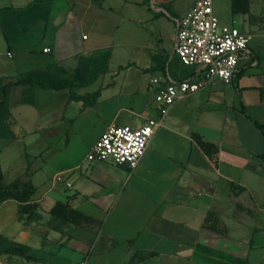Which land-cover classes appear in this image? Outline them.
<instances>
[{
	"label": "crops",
	"instance_id": "obj_1",
	"mask_svg": "<svg viewBox=\"0 0 264 264\" xmlns=\"http://www.w3.org/2000/svg\"><path fill=\"white\" fill-rule=\"evenodd\" d=\"M197 1L0 0L41 6L11 48L0 24V78L58 66L77 84L8 95L0 164L6 181L32 165L41 217L0 204V237L32 258L7 264H264V0H214L223 26L252 36L231 84L175 104L135 169L88 159L110 126L159 117L154 78L199 77L176 54ZM58 203L90 223L59 225Z\"/></svg>",
	"mask_w": 264,
	"mask_h": 264
},
{
	"label": "built area",
	"instance_id": "obj_2",
	"mask_svg": "<svg viewBox=\"0 0 264 264\" xmlns=\"http://www.w3.org/2000/svg\"><path fill=\"white\" fill-rule=\"evenodd\" d=\"M251 41L252 36L238 28L221 24L214 11V0H198L195 7L178 22L176 54L186 66L198 68L199 77L165 83L154 78L152 87L157 89L155 101L159 117L150 118L139 127L110 126L88 159L112 160L135 169L175 104L216 82L231 84L234 81ZM44 52L49 53L50 49H44Z\"/></svg>",
	"mask_w": 264,
	"mask_h": 264
},
{
	"label": "trees",
	"instance_id": "obj_3",
	"mask_svg": "<svg viewBox=\"0 0 264 264\" xmlns=\"http://www.w3.org/2000/svg\"><path fill=\"white\" fill-rule=\"evenodd\" d=\"M40 5H30L21 10L6 8L0 11V24L3 35L8 43L9 48L16 42L19 36L18 25L27 27V24L34 21L40 15ZM48 16V12H46ZM64 70L60 67H52L45 70H35L25 74L24 78L13 84H6L4 79L0 78V137L7 136L8 131L5 125L9 117V108L7 106L8 95L14 86L26 85L32 89L47 91L71 90L77 86L76 79L66 78L63 76ZM74 98H78L72 95ZM36 171L32 165L24 173L17 176L11 181H6L0 164V204L15 200L19 204V215L21 219L29 222H36L41 217L40 206L32 201L36 192L33 178ZM54 221L59 225L74 224L82 227L83 223H90L86 216L73 210L69 205L58 203L50 212ZM15 255L27 260H32L28 256L27 249L19 244H9L6 248L0 250V256Z\"/></svg>",
	"mask_w": 264,
	"mask_h": 264
},
{
	"label": "rangeland",
	"instance_id": "obj_4",
	"mask_svg": "<svg viewBox=\"0 0 264 264\" xmlns=\"http://www.w3.org/2000/svg\"><path fill=\"white\" fill-rule=\"evenodd\" d=\"M9 245V242L4 237H0V250L6 248ZM7 256H0V264H7Z\"/></svg>",
	"mask_w": 264,
	"mask_h": 264
}]
</instances>
